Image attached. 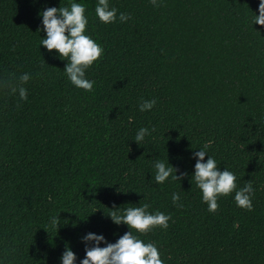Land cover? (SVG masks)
<instances>
[{
	"label": "trees",
	"instance_id": "trees-1",
	"mask_svg": "<svg viewBox=\"0 0 264 264\" xmlns=\"http://www.w3.org/2000/svg\"><path fill=\"white\" fill-rule=\"evenodd\" d=\"M69 2L0 0V81L31 74L26 100L0 87V264H60L66 244L79 264L86 233L114 243L130 229L107 214L144 203L171 216L167 228L140 235L164 264H264L259 0H109L118 10L109 24L96 17L97 0H84L88 34L104 49L86 70L91 91L72 85L68 61L40 46V12ZM120 12L131 18L119 21ZM141 98L155 99L153 109L141 112ZM140 127L150 135L138 144ZM205 146L238 187L251 180V209L233 192L208 211L191 182L194 152ZM156 158L181 179L157 184Z\"/></svg>",
	"mask_w": 264,
	"mask_h": 264
},
{
	"label": "clouds",
	"instance_id": "clouds-1",
	"mask_svg": "<svg viewBox=\"0 0 264 264\" xmlns=\"http://www.w3.org/2000/svg\"><path fill=\"white\" fill-rule=\"evenodd\" d=\"M151 2L156 4V0ZM258 11V15L254 13L253 24L264 26V0H259ZM117 13V8L110 6L109 0H97L95 15L101 22H115ZM39 15L42 18L43 31L46 33V37L41 38L40 46L43 45L50 52L56 50L61 59L68 61L63 72L72 85L91 91L95 81L87 78L86 70L102 57L104 49L88 34L89 19L84 0H70L68 5L59 8L47 7ZM130 18V14L125 12H120L118 16L121 22ZM30 78L31 74L28 72L21 73L18 77L13 74L8 80L0 81V87L8 89L12 94L18 93L21 100H26L28 89L24 85ZM155 104V99L141 98L138 108L144 112L153 109ZM146 135H150V130L140 127L134 141L140 144ZM194 158L196 163L191 182L194 180L196 187L201 191L208 211H216L219 207V197L233 192L238 207L251 209L255 191L251 180L238 187L236 174L227 167L221 170L217 160L208 154L206 146L195 151ZM152 166L155 169L153 179L157 184H163L170 177L175 181L181 179L177 174L178 170L168 159L165 161L156 158ZM171 200L177 206L183 207L178 192L171 194ZM148 209L149 205L144 203L111 210L107 214L111 220L117 225H127L130 230L124 232L114 243L107 241L102 233H86L81 238L85 245V255L79 260V264H164L157 245L154 242H145L140 235L156 226L167 228L171 216L159 210L150 212ZM60 223L59 215L49 218L51 227L58 228ZM60 264H77L76 253L69 244L65 245Z\"/></svg>",
	"mask_w": 264,
	"mask_h": 264
}]
</instances>
